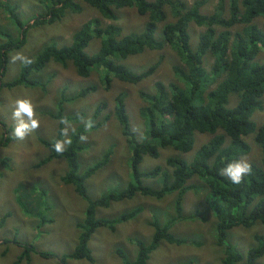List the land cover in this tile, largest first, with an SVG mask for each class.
<instances>
[{"label":"trees","instance_id":"16d2710c","mask_svg":"<svg viewBox=\"0 0 264 264\" xmlns=\"http://www.w3.org/2000/svg\"><path fill=\"white\" fill-rule=\"evenodd\" d=\"M43 1H48L52 7L45 14L46 18L45 15L31 18L30 28L39 29L50 25L62 18L64 12H75L79 4L73 0ZM81 1L94 9L100 15V20L95 18L86 22L72 35L69 46L57 48L50 43L31 57L30 64L20 62L16 77L0 83L1 88L41 87L31 74L44 70L49 62L65 66L70 61L75 73L83 78L88 76L90 70L100 68L102 74H99V79L105 87L111 78L127 84L145 80L153 73L161 58V55L154 54V63L143 71L134 72L120 63L128 56L160 51L164 47L171 57L177 58L178 63L171 67L173 82L163 84L155 81L152 93L137 92L142 102L137 108L142 124L139 137L136 138L130 129L122 103L123 93L114 98L113 116L129 150V181L123 189L106 191L95 199L88 198L84 180L109 160L112 149L107 148L91 166L83 172L78 171L77 156L82 151L79 136L85 134L84 125H79L69 135L72 143L66 145L63 154H58L53 146L60 139V131L54 140L42 141L49 150L45 160L63 159L66 171L62 181L73 185L77 195L86 201L83 220L75 224L78 244L66 258L91 262L92 256L86 248L90 235L99 227L111 229L138 212L131 210L112 219H99L94 216L95 207H104L111 201L130 199L135 195L161 199L176 193L173 209L177 220L180 219L181 197L186 191L195 188V185L188 183L195 177L207 189L204 197L215 219V242L222 249L220 264H259L264 255V235H254L256 245L245 253H240L229 244L227 236L228 230L233 227H248L253 222L264 224V121L256 127L251 120V115L261 110L260 99L264 92V62H254L260 48L264 49V0H216L209 13L199 11L206 5L204 0H192L190 3L182 0ZM128 9L146 15V21L139 32L120 36L121 27L113 22L122 17V11ZM0 11L7 23L13 24L18 30L22 28L24 24L9 21L13 9L1 10L0 7ZM257 18L263 19L262 27L256 23ZM102 22L106 23L103 25ZM189 24L204 29L198 35L194 47H191L187 30ZM26 31L23 29L16 39L8 38L6 43L0 45V49L20 48L25 42ZM91 39H99V49L91 56L84 57L82 50ZM205 54L211 59L207 70L202 65ZM5 55L6 52H0V70L7 62ZM2 74L3 71H0V76ZM92 89L94 86L82 89L78 95L83 96ZM230 95H235L237 100L228 107ZM58 109L61 110L60 106ZM57 113L56 117H59ZM101 123L97 122L93 128ZM194 132L208 133L212 137L196 150L189 162L169 156L164 160L166 168L139 170L144 156L155 159L162 149L170 148L178 153L190 151ZM249 136L260 145V162H249L251 173L244 177L241 184L235 185L220 172L228 162L248 153L249 147L243 138ZM8 142L9 139L0 140V146H6ZM152 180L159 185L153 187L146 184ZM19 203L24 210L27 208L21 201ZM0 221L2 225L3 218ZM151 226L153 233L150 240L146 243L132 241L136 245L135 258L132 261L123 260V264H144L160 241L175 245L187 243L185 239L176 238L169 232L168 223L158 224L152 220ZM187 244L197 246L199 242L189 241Z\"/></svg>","mask_w":264,"mask_h":264},{"label":"rangeland","instance_id":"374dc122","mask_svg":"<svg viewBox=\"0 0 264 264\" xmlns=\"http://www.w3.org/2000/svg\"><path fill=\"white\" fill-rule=\"evenodd\" d=\"M73 1L79 2L75 12L66 11L62 18L50 25L35 29L29 27L30 19L47 14L52 7L48 1L0 0L1 10L13 9V16L9 21L24 24L21 29H16L13 24L5 21L6 18L0 11V45L6 43L8 38L16 39L23 29H27L25 42L20 48L0 49V52H6L7 60L1 69L3 74L0 76V83L9 82L18 74L20 61L13 62L11 59L16 53H22L31 59L50 43L57 48L69 46L72 35L86 22L95 18L100 20V15L94 9L87 7L81 0ZM182 1L187 3L191 0ZM215 2L216 0H204L206 5L200 8V13L211 12ZM120 14L122 17L113 22L121 27L120 36L128 32H139L146 21V15H139L133 9L124 10ZM105 23L102 22L103 25ZM187 30L191 47H194L198 35L204 29L189 24ZM99 44V39H91L82 50L84 57L94 54L99 49ZM154 54L161 55L159 64L149 77L136 84L111 78L109 85L105 87L99 79V74H102L100 68L90 70L88 76L83 78L75 73L69 61L65 66L49 62L44 70L32 73L31 77L41 87H0V140L9 139L6 146H0V219L3 218L0 225V264H123V260L132 261L135 258L136 245L132 241L146 243L150 240L153 233L152 220L158 224L168 223L169 232L174 237L185 239L187 243L197 241L199 245H175L160 241L144 264H220L222 249L215 242V219L211 208H207L204 197L207 189L195 177L188 181L195 188L186 191L181 197L180 219L177 220L173 209L176 193L165 195L161 199L135 195L130 199L111 201L104 207H95L94 216L99 219H112L131 210L138 212L111 229L99 227L90 235L86 248L92 256L91 262L66 258L78 244L75 224L83 220L86 201L77 195L73 185L62 181L66 171L65 161L58 158L45 160L49 156V150L43 146L42 141L54 140L57 132L67 127L61 124L58 128L60 118H68L71 125L68 136L73 132L72 129L83 125L78 118L80 116L91 118L94 126L97 122H102L90 132H86L83 126L87 141L81 142L82 151L77 156L78 171L83 172L96 159L101 158L107 148L112 149V154L108 155L109 160L84 180V187L90 199H95L106 191L123 189L129 181V150L113 116L114 98L123 93L122 103L130 129L136 138L139 137L142 124L137 108L142 102L137 92L141 90L152 93L155 81L163 84L173 82L171 67L178 60L171 57L163 47L160 51L128 56L120 62L124 67L140 72L155 62ZM205 56L202 65L207 70L211 59L207 57L208 54ZM254 62H264L263 48ZM93 86L94 89L83 96L78 95L80 90ZM22 98H30L35 104L40 126L24 140H17L12 135L16 124L12 112L15 101ZM236 100L235 95H230L227 106L234 105ZM260 100L261 110L258 109L251 115L256 127L264 121V93ZM59 106L61 110L58 109ZM97 109L99 112H96ZM57 112L59 117H56ZM59 135L60 139H64ZM211 137L208 133L194 132L192 148L187 153H178L170 148L162 149L155 159L144 156L138 168L141 171L154 167L166 168L164 160L169 156L189 162L196 150ZM243 140L249 151L239 159L259 163L260 145L251 136ZM146 184L153 187L159 185L153 180ZM20 201L27 206L29 212L24 210ZM5 214L8 216L5 217ZM171 219L173 220L169 221ZM43 220L45 222L41 223ZM254 235H264V224L253 222L248 227L230 228L227 241L240 253H245L248 248L256 245ZM260 259L259 264H264V255Z\"/></svg>","mask_w":264,"mask_h":264},{"label":"clouds","instance_id":"9594fccd","mask_svg":"<svg viewBox=\"0 0 264 264\" xmlns=\"http://www.w3.org/2000/svg\"><path fill=\"white\" fill-rule=\"evenodd\" d=\"M262 21L263 19H257L256 23L260 27H262L263 26ZM261 49L262 48H260V50ZM11 59L13 62L20 61L25 65L30 64L32 62L31 59L24 56L22 53H16L11 57ZM35 107H36L35 104L30 98H22V99H17L15 101L14 110L12 112V118L16 122L14 131L12 133L15 139L24 140L30 133H32L40 126V122L36 118ZM78 118L80 122L84 125L85 131L90 132L91 129L94 127V121L91 118L85 119L83 116H80ZM60 123L67 126L61 129L60 131V134L61 136L64 137V139H57L54 142L53 146H54V150L58 154H63L64 151L66 150V145H70L72 143L71 138L68 136V131L69 128H71V125L69 124L67 118H62L60 120ZM72 130L73 132L75 131V129ZM79 140L81 142H86L87 136L81 134L79 136ZM251 171H252L251 164L246 159H239L228 162L226 166L221 169L220 175L226 176L228 180H230L233 184L239 185L243 182L244 177L246 175H249Z\"/></svg>","mask_w":264,"mask_h":264}]
</instances>
